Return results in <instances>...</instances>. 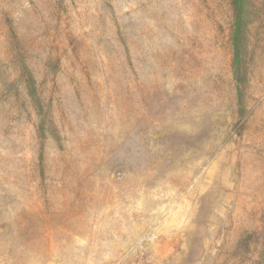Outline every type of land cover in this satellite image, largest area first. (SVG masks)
<instances>
[{"label":"rangeland","instance_id":"rangeland-1","mask_svg":"<svg viewBox=\"0 0 264 264\" xmlns=\"http://www.w3.org/2000/svg\"><path fill=\"white\" fill-rule=\"evenodd\" d=\"M239 1L0 0V264H264Z\"/></svg>","mask_w":264,"mask_h":264},{"label":"trees","instance_id":"trees-1","mask_svg":"<svg viewBox=\"0 0 264 264\" xmlns=\"http://www.w3.org/2000/svg\"><path fill=\"white\" fill-rule=\"evenodd\" d=\"M239 1V0H238ZM235 2H237V0H235ZM240 2V1H239ZM239 2L238 3H236L237 5L239 4ZM241 4H239V6H238V8L240 9V6ZM235 52H236V55H237V53H240L241 54V48L239 49L237 46L235 47ZM250 237V236H249ZM249 241V240H248ZM247 241V242H248Z\"/></svg>","mask_w":264,"mask_h":264}]
</instances>
